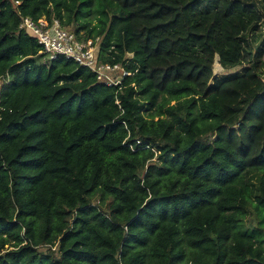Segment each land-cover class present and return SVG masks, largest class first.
I'll return each mask as SVG.
<instances>
[{
	"label": "trees",
	"instance_id": "1",
	"mask_svg": "<svg viewBox=\"0 0 264 264\" xmlns=\"http://www.w3.org/2000/svg\"><path fill=\"white\" fill-rule=\"evenodd\" d=\"M22 16L127 74L48 59ZM260 22L239 0H0V264H264Z\"/></svg>",
	"mask_w": 264,
	"mask_h": 264
},
{
	"label": "built area",
	"instance_id": "2",
	"mask_svg": "<svg viewBox=\"0 0 264 264\" xmlns=\"http://www.w3.org/2000/svg\"><path fill=\"white\" fill-rule=\"evenodd\" d=\"M16 3L19 2L16 1ZM18 27L36 39L41 46L40 52L44 53L48 59H55L58 56L71 59L78 65L93 71L99 82L116 85L120 83L122 76L127 74L118 65L98 61L99 37L79 39L73 30L63 26L57 18L47 19L41 16L33 19L30 16H22ZM10 80L8 72L0 75V114L3 111L2 89Z\"/></svg>",
	"mask_w": 264,
	"mask_h": 264
},
{
	"label": "rangeland",
	"instance_id": "3",
	"mask_svg": "<svg viewBox=\"0 0 264 264\" xmlns=\"http://www.w3.org/2000/svg\"><path fill=\"white\" fill-rule=\"evenodd\" d=\"M242 3L251 4L261 15V22L258 24V27L249 31L245 36L244 40L247 42V49L250 50L251 53L255 52L254 48L257 43H259L264 36V0H239ZM97 15L94 12H91L87 16V20L94 25L97 23ZM67 28L71 29V26H67ZM72 30V29H71ZM82 34V33H81ZM248 59V55L246 56V60ZM247 62L244 61L240 66L232 67V68H223L218 65H213V73L216 78H221L229 73L241 71V69L247 66ZM122 70L120 71V73ZM261 77L264 81V73H261ZM248 220V219H247Z\"/></svg>",
	"mask_w": 264,
	"mask_h": 264
}]
</instances>
